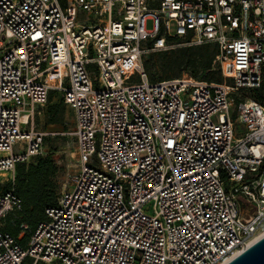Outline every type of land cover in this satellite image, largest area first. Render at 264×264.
<instances>
[{"label":"built area","instance_id":"1","mask_svg":"<svg viewBox=\"0 0 264 264\" xmlns=\"http://www.w3.org/2000/svg\"><path fill=\"white\" fill-rule=\"evenodd\" d=\"M203 44L223 82L150 80L145 56ZM263 76L264 0H0V185L46 153L53 90L78 155L30 234L0 191V264L230 262L264 235Z\"/></svg>","mask_w":264,"mask_h":264},{"label":"trees","instance_id":"2","mask_svg":"<svg viewBox=\"0 0 264 264\" xmlns=\"http://www.w3.org/2000/svg\"><path fill=\"white\" fill-rule=\"evenodd\" d=\"M217 54V47L213 44L184 46L171 51L150 53L144 60V68L152 82L179 78L183 72L196 79L223 82L221 69L214 66ZM249 91L244 94L264 105V76L261 86ZM57 94V91H51L48 102L43 107L45 122L47 125H59L66 129V104L62 96L54 101ZM50 138L45 137V146L50 143ZM59 173L60 166L47 150L30 162L17 164L15 182L0 185V191L13 189L21 199V209L12 211L3 220L6 232L18 236L23 225H26L27 234H30L46 219V210L57 204L61 189Z\"/></svg>","mask_w":264,"mask_h":264},{"label":"rangeland","instance_id":"3","mask_svg":"<svg viewBox=\"0 0 264 264\" xmlns=\"http://www.w3.org/2000/svg\"><path fill=\"white\" fill-rule=\"evenodd\" d=\"M177 49V48H176ZM147 56H145V59ZM157 71V68H155ZM155 71V70H154ZM153 72V71H152ZM190 75L187 72H183L181 76ZM180 76V77H181ZM191 76V75H190ZM250 91H247V93ZM247 95V94H244ZM61 94L58 92L54 101L59 100ZM248 96V95H247ZM65 119L67 122V128L64 129L59 125H47L45 122V113L43 108H40L35 116L36 128L49 133L50 143L45 146V150L49 151L54 160L60 166V173L58 175V182L61 189L69 188L72 184L73 178L78 171V155L77 144L74 136L70 134L74 125L73 112L70 107L66 106ZM147 211L152 213L151 206Z\"/></svg>","mask_w":264,"mask_h":264},{"label":"water","instance_id":"4","mask_svg":"<svg viewBox=\"0 0 264 264\" xmlns=\"http://www.w3.org/2000/svg\"><path fill=\"white\" fill-rule=\"evenodd\" d=\"M227 264H264V235Z\"/></svg>","mask_w":264,"mask_h":264}]
</instances>
